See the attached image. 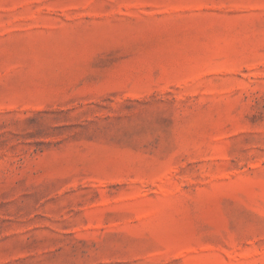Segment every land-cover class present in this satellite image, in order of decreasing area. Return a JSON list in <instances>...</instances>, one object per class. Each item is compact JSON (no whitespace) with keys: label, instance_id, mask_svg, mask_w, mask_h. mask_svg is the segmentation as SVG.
I'll return each instance as SVG.
<instances>
[{"label":"rangeland","instance_id":"obj_1","mask_svg":"<svg viewBox=\"0 0 264 264\" xmlns=\"http://www.w3.org/2000/svg\"><path fill=\"white\" fill-rule=\"evenodd\" d=\"M0 264H264V0H0Z\"/></svg>","mask_w":264,"mask_h":264}]
</instances>
